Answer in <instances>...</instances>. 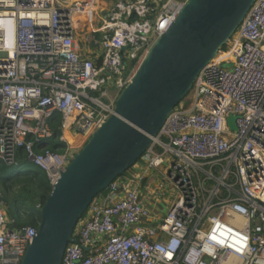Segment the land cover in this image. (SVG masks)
Here are the masks:
<instances>
[{
  "label": "built area",
  "instance_id": "1",
  "mask_svg": "<svg viewBox=\"0 0 264 264\" xmlns=\"http://www.w3.org/2000/svg\"><path fill=\"white\" fill-rule=\"evenodd\" d=\"M187 1L0 0V163L23 149L54 184ZM227 52L92 200L62 264H264V0ZM57 114L64 150L36 152ZM12 222L0 191V264H22L41 219Z\"/></svg>",
  "mask_w": 264,
  "mask_h": 264
},
{
  "label": "water",
  "instance_id": "2",
  "mask_svg": "<svg viewBox=\"0 0 264 264\" xmlns=\"http://www.w3.org/2000/svg\"><path fill=\"white\" fill-rule=\"evenodd\" d=\"M255 1L185 3L121 91L114 112L52 184L38 233L22 264H62L68 243L76 242L77 223L92 200L142 157L202 69L230 42Z\"/></svg>",
  "mask_w": 264,
  "mask_h": 264
},
{
  "label": "trees",
  "instance_id": "3",
  "mask_svg": "<svg viewBox=\"0 0 264 264\" xmlns=\"http://www.w3.org/2000/svg\"><path fill=\"white\" fill-rule=\"evenodd\" d=\"M226 50V45L221 51ZM61 115L50 119L53 137L34 144V150L41 152L44 148L62 152L65 144L58 140L61 133ZM18 163L6 165L0 163V191L7 205V216L14 222L12 229H21L27 225H35L41 209L49 197L52 185L45 171L34 165L20 149ZM106 190L103 191V193Z\"/></svg>",
  "mask_w": 264,
  "mask_h": 264
},
{
  "label": "rangeland",
  "instance_id": "4",
  "mask_svg": "<svg viewBox=\"0 0 264 264\" xmlns=\"http://www.w3.org/2000/svg\"><path fill=\"white\" fill-rule=\"evenodd\" d=\"M104 1H106V3H110V0H104ZM100 7L101 8H104L105 7V5L104 4H101L100 5ZM236 37V32L234 33V35L231 37V40H230V42L226 45V50L225 51H221L220 53L221 54H224V53H222V52H227L228 50H230L231 49V47H232V42H234V38ZM223 64V66H225V67H229V66H231V63H222ZM188 95V94H187ZM229 123H230V127H231V129H234L235 128V117H230V119H229ZM79 149H81V147L80 148H77V150H79ZM165 194V193H164ZM152 198L150 199V204H151V207H152V209H155V211H156V208H158V207H160L157 203H156V197L158 196V194L157 193H155V192H153L152 193ZM170 196V194H167L164 198H163V201L162 202H158V203H160V205L161 206H165L166 204H168V201H167V198Z\"/></svg>",
  "mask_w": 264,
  "mask_h": 264
},
{
  "label": "bare ground",
  "instance_id": "5",
  "mask_svg": "<svg viewBox=\"0 0 264 264\" xmlns=\"http://www.w3.org/2000/svg\"><path fill=\"white\" fill-rule=\"evenodd\" d=\"M231 54L229 52H226L224 54L219 53L214 59L215 61H221L227 57H229ZM86 212V211H85ZM80 220V219H79ZM79 222V221H78ZM78 224V223H77Z\"/></svg>",
  "mask_w": 264,
  "mask_h": 264
},
{
  "label": "crops",
  "instance_id": "6",
  "mask_svg": "<svg viewBox=\"0 0 264 264\" xmlns=\"http://www.w3.org/2000/svg\"><path fill=\"white\" fill-rule=\"evenodd\" d=\"M156 178H158V177H156Z\"/></svg>",
  "mask_w": 264,
  "mask_h": 264
}]
</instances>
